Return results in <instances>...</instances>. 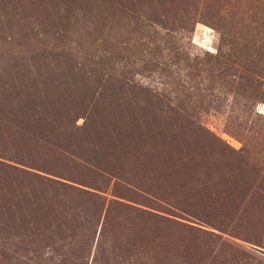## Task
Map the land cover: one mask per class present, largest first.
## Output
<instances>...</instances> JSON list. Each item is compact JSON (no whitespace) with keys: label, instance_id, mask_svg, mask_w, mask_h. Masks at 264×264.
Returning a JSON list of instances; mask_svg holds the SVG:
<instances>
[{"label":"rangeland","instance_id":"1","mask_svg":"<svg viewBox=\"0 0 264 264\" xmlns=\"http://www.w3.org/2000/svg\"><path fill=\"white\" fill-rule=\"evenodd\" d=\"M0 264H264V0H0Z\"/></svg>","mask_w":264,"mask_h":264},{"label":"trees","instance_id":"2","mask_svg":"<svg viewBox=\"0 0 264 264\" xmlns=\"http://www.w3.org/2000/svg\"><path fill=\"white\" fill-rule=\"evenodd\" d=\"M47 44V43H46Z\"/></svg>","mask_w":264,"mask_h":264}]
</instances>
